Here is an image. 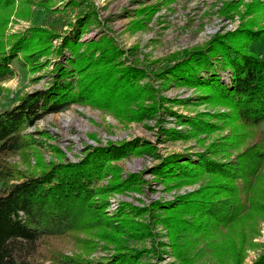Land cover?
<instances>
[{
    "label": "trees",
    "instance_id": "1",
    "mask_svg": "<svg viewBox=\"0 0 264 264\" xmlns=\"http://www.w3.org/2000/svg\"><path fill=\"white\" fill-rule=\"evenodd\" d=\"M15 3L21 5L17 16L27 17L34 1L0 0V81L13 75L11 63L15 59L33 72L42 68L38 58L48 53L52 37L51 32L37 26L4 36L7 16ZM258 9L250 3L245 13ZM81 23L82 19L77 20L76 27ZM255 25L251 18L232 31L215 33L203 45L180 51L172 64L155 74L198 89L199 99L206 103L225 106L228 110L216 117L234 131L227 143L238 145L249 135L252 140L232 161L211 159L207 149L185 161L173 154L157 157L159 162L151 167L165 181H191L201 175L208 178L196 191L154 206L164 208L162 220L174 256L181 262L185 256L177 239L193 231L208 237L216 234L220 240H210L216 257L237 264L256 225L242 221L252 215L264 220V178L260 174L264 129L258 128L264 122V56L249 49L264 36V27L253 28ZM79 28L61 38L55 52L59 54L64 48L70 56L65 63L55 62L47 86L25 92L15 103L0 109V264H157L143 261L148 251L128 248L120 238V234L140 237L138 232L145 233L144 227L129 217L138 214V208L122 204L112 217L103 212L105 196L125 184L116 180L117 168L110 162L140 153L144 145H138L137 139L88 146L76 162L63 160L62 152L51 147L56 160L44 162L37 156L36 169L29 173L2 161L7 154L22 153L37 144L36 138L23 132L27 127L71 104L89 105L135 120L153 115L161 106L164 99H155L149 84L138 83L146 75L143 68L120 61L121 51L108 37L79 41ZM220 70L228 73L225 82ZM201 71L204 76H200ZM145 99L151 103L143 106ZM129 103H134L136 110L128 111ZM184 121L198 133L215 128L202 114ZM169 132L172 137L184 136ZM106 174L112 176L109 183L96 186ZM135 179L131 175L127 181L134 183ZM86 229L96 230L99 238L114 245V251L107 257L91 259L66 255L47 245L50 239ZM42 245L48 249L46 255L38 249ZM252 264H264V247Z\"/></svg>",
    "mask_w": 264,
    "mask_h": 264
},
{
    "label": "rangeland",
    "instance_id": "2",
    "mask_svg": "<svg viewBox=\"0 0 264 264\" xmlns=\"http://www.w3.org/2000/svg\"><path fill=\"white\" fill-rule=\"evenodd\" d=\"M27 9L28 16H17L21 5L15 3L7 16L3 34L20 33L31 26L51 32L48 53L40 56L43 66L38 71H30L18 60H13V75L0 81V109L16 102L17 97L35 89L46 87L55 62L65 63L70 55L64 49L56 53L61 38L78 29L79 41L96 40L102 37L112 39L121 51L120 61L143 68L144 76L139 84H149L153 97L163 98L159 108L151 116L129 119L111 111L83 104H71L65 109L43 115L23 132L37 139V144L22 153L7 154L3 157L21 172L35 171V158L44 162L56 160L51 147H57L63 160L76 162L88 146H104L107 142L132 141L144 145L140 153H130L110 163L117 168L116 180L123 184L120 190L110 191L105 196L103 212L108 217L126 204L138 208V214L129 217L136 225H142L140 237L120 234L128 248L144 249L143 261L157 264H231L226 258H217L210 246L220 237L201 235L188 231L179 236L185 262L174 256L169 232L163 223L164 208L154 207L155 203H170L177 196L196 191L207 182L201 175L191 181H165L151 171L159 162L157 157L178 155L179 159H195L196 153L209 150L211 159L232 161L234 155L251 143L250 135L243 143L233 146L227 143L234 134L231 126L225 125L217 113L228 109L222 105L206 103L199 99L198 89L180 85L173 79L166 80L155 74L173 63L178 53L184 49L200 46L211 35L232 31L242 22L254 19L253 28L264 27V0H33ZM253 3L259 9L245 13L247 4ZM82 19L81 26L76 21ZM249 49L264 56V36L249 45ZM62 59V60H61ZM66 65V64H64ZM225 82L227 71H218ZM204 71L200 76H204ZM145 99L141 105L151 102ZM134 103L126 108L136 110ZM202 114L204 119L215 125L212 131L194 132L184 119ZM264 129V122L258 127ZM170 130L180 132L179 138L172 137ZM193 131V132H192ZM37 133V134H34ZM264 178V166L260 170ZM136 176L128 182L129 176ZM261 178V179H262ZM112 179L106 174L96 186H106ZM127 181V182H125ZM11 182V181H10ZM251 219V220H250ZM242 224L254 222L255 232L248 235L237 264H252L264 247V220L252 215ZM134 224V225H135ZM140 233V234H139ZM215 237V238H214ZM49 248H56L66 255L101 259L114 251V245L106 238H99L96 230L86 229L49 240ZM40 246L43 255L48 250ZM40 251V250H39ZM40 260V258H39Z\"/></svg>",
    "mask_w": 264,
    "mask_h": 264
}]
</instances>
